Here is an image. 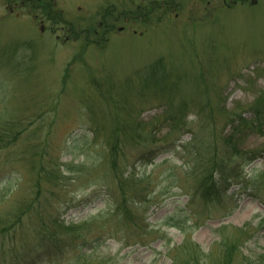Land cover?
<instances>
[{"label": "rangeland", "instance_id": "374dc122", "mask_svg": "<svg viewBox=\"0 0 264 264\" xmlns=\"http://www.w3.org/2000/svg\"><path fill=\"white\" fill-rule=\"evenodd\" d=\"M263 91L264 0H0V124L7 108L25 126L17 145L0 152V215L36 199L23 219L25 246L42 223L47 233L58 219L79 224L88 243L101 241L82 248L88 264H184L181 245L190 241L206 254L220 235H243V254L260 253L264 116L254 119L252 103ZM167 109L183 111L181 122L200 138L214 129L218 152L222 132H233L240 155L230 152V165L240 182L229 185L232 195L197 191L200 173L188 172L203 168L206 153L194 154L190 132L160 139L171 128ZM240 117L247 123L234 132ZM137 121L155 143L134 147ZM117 134L127 157L122 170L139 176L123 185L140 225L106 215L109 170L95 163L104 139ZM151 149L153 161L138 158ZM48 248L12 264L77 257L65 242Z\"/></svg>", "mask_w": 264, "mask_h": 264}, {"label": "trees", "instance_id": "16d2710c", "mask_svg": "<svg viewBox=\"0 0 264 264\" xmlns=\"http://www.w3.org/2000/svg\"><path fill=\"white\" fill-rule=\"evenodd\" d=\"M137 88L141 90L142 85L137 83ZM170 92V89L166 90ZM260 93V94H259ZM255 101L252 103V113L254 114V119H259V117L264 116V91L258 92L256 94ZM260 102H263V107L261 109H258V105ZM184 112L180 110L175 111H167L165 112V120L169 123L168 127L169 132L166 135H161V138H164L167 135H173V133L181 132L182 130L185 132H194L192 129L189 128V125L187 126V122H181L184 118ZM2 124H0V152L5 149H10L13 146L17 145V140L19 136V133L22 132V134L25 131V126L22 124L20 118L18 117L17 111H12L7 108L3 109L2 112ZM241 121H239L238 125L235 126V122H231V130L236 131L241 125L244 123H247L246 119H242L240 117ZM233 121V120H232ZM144 123L137 121V125L135 126V129L133 131V135H131L132 144L135 145V148L145 147L146 145H151L155 143V139H153V131L147 132L145 130ZM95 132L98 134V131L96 127L94 128ZM158 131V130H157ZM18 134V136H17ZM233 132L231 134H224V131L222 132V145L223 149L218 152L219 147H216L218 144L217 141L219 139H216L215 130L213 129L211 132L208 131L207 135H202L201 138L198 137L195 133L191 134V139L188 142V145H193L194 154L199 155L202 151L206 153L205 155V163L202 169H200L199 172H188V175L192 178L193 173H200V177H195L194 183L197 184V191L202 190L205 194H207L208 190L209 192L213 194V191H220L219 193H216L215 195H232L228 194L229 185L232 184H238L240 182V169L235 166H231L230 162H233V156L236 155L239 157V150L238 146L235 144V141L237 139H234ZM117 139L112 137H106L104 139V142H102V147L99 149L98 153V163L97 167L101 165L108 166V183L106 185V193L110 196H106V199L104 200L107 205L109 206V209L106 213L108 217H117L125 219L124 221L127 222V220L133 222L135 225H140V221L138 220V217L136 214L131 213L130 209L133 207V196L134 194H128L130 191H127L124 189V183H127L128 181L131 182H137L138 178L137 175L133 172L125 173L122 168L126 166L127 164V157L124 155L123 147L124 145L121 143V140L118 137ZM175 146V145H174ZM158 148V147H157ZM156 148V149H157ZM151 149L148 152L144 153L143 155L139 156V159L146 160L145 163L153 161L150 159V155L153 150ZM175 151V150H172ZM230 152H234V154H230ZM192 153V154H193ZM202 159L196 158L197 163L201 161ZM203 161V160H202ZM94 164V165H95ZM134 168V167H133ZM43 172L48 173L49 175H53L52 171L43 169ZM59 176L60 179L57 181L58 183L61 182V179H65L64 173L62 169H59ZM99 180V179H96ZM0 182L2 180L0 179ZM98 182V181H95ZM113 182L115 183L114 186H109V183ZM222 182V183H221ZM229 182V183H225ZM226 184V187L224 188L221 184ZM40 185V179H36L34 181L32 188L34 189V195L36 196L38 193L35 194V191L39 190ZM206 189V190H204ZM127 191V192H126ZM3 195L1 196L2 200ZM37 202L36 199L32 200L30 198H26L23 201L17 204V207L14 208L9 213H6L4 215H0V264H6L9 263H16L21 258H30L31 254H33L32 251H36L37 253H42L40 251L42 248L47 249L48 247L56 246L59 243L65 242L68 245H71L73 248H77L78 251H76L77 257L75 256L73 259L70 260L71 263L67 264H88L90 262V258L85 255L84 252H82V248L88 247L90 243H88L87 237L83 236L81 233H79V229L81 226L79 224L73 225L68 224L65 225L64 222L59 221L55 224H57V227L54 229L53 232H48V226H45L44 223L40 225V235H32L36 242L32 246H25L26 244V237L20 235V232L24 229L25 221L23 219L28 218L29 215L35 208V203ZM104 212L101 213L100 216H103ZM90 223L93 222V220H85ZM83 221V222H85ZM242 229L238 230L240 234H242ZM61 232L62 235H59ZM23 234V233H22ZM17 235H20L21 245L19 246V243L17 240ZM113 238H115V235H111ZM220 245L217 250H209L208 253L204 254L199 249V246L195 243L186 242L184 245H181L182 249H185L187 251V259L185 260L184 264H264V249L260 253L251 252L247 255L243 254V251L245 250L246 242L242 240L243 235H233V237L226 238L225 235H220ZM93 238V240H89V242H93V245L90 244V247H98L101 244L100 237H97V239ZM129 245L128 242H126V246ZM43 246V247H42ZM42 247V248H41ZM46 250L48 252L50 250ZM88 249V248H87ZM75 251V250H74ZM75 254V255H76ZM39 257L37 261L33 264H39ZM37 262V263H36ZM177 263V261H176ZM175 261H173V264H176Z\"/></svg>", "mask_w": 264, "mask_h": 264}]
</instances>
